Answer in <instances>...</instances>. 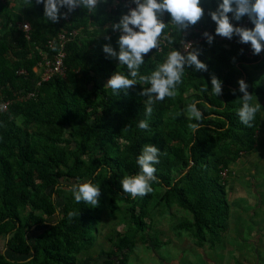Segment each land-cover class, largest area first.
<instances>
[{
    "label": "trees",
    "instance_id": "trees-1",
    "mask_svg": "<svg viewBox=\"0 0 264 264\" xmlns=\"http://www.w3.org/2000/svg\"><path fill=\"white\" fill-rule=\"evenodd\" d=\"M6 2L0 1V16L7 14ZM26 5L27 18L35 25L30 39L11 19L7 20L4 31H0V100L11 102L0 114V237L5 239L9 252L8 255L0 252V264H76L77 255L87 250L99 207L77 203L69 190L72 185L66 186L60 180L86 178L101 189L106 182L109 212L113 210L128 221L131 218L139 230L146 226L148 203L161 187L164 191L160 201L164 207L176 203L192 214V223L183 221L186 229L194 226L196 235L206 231L203 236H195L198 243L218 241L227 228L229 216L220 171L253 149L261 118L258 112L251 128L240 122L237 110L243 94L237 77L242 75L248 92L255 96L256 81L245 71L244 64L264 63V56L246 58L236 45L216 39L211 45L206 39L197 42L194 47L201 50L199 59L207 65V71L186 69L177 95L157 102L151 117H147V97L140 92L150 85L138 83L127 92L116 93L96 77L99 72L102 79H109L115 71L127 74L125 65H119L102 50L111 36L120 35L112 25L127 14L123 2L112 7V0H100L95 13L78 6L58 22L47 20L43 4L32 0V4ZM201 5L205 14L200 24L215 31V22L208 13L215 10L217 0H201ZM60 11L65 13L67 8ZM170 19L165 13L164 22ZM237 22L232 20L235 26ZM194 27L179 33L169 24L163 34L166 39L171 35L175 43L169 45L167 40L161 52L146 54L140 74L150 75L164 62L170 49L178 48L191 35ZM252 27L251 23L249 28ZM61 28L77 31L65 45V75L52 77L35 87L37 76L33 67L41 60L47 39ZM36 33L44 38L41 48L35 45ZM17 69L25 73L18 74ZM213 75L222 81L219 96L211 91ZM189 82L197 88L192 102L200 101L197 107L203 117H211L213 121H194L200 123L199 129L192 130L185 144H176L175 138H186L184 134L191 122L185 118L171 121L166 118L170 107L181 103L180 92ZM27 91H36V96L19 100L18 96ZM21 111L25 118L18 125L14 117ZM33 120L47 126V131L39 133L41 136L36 140L29 129ZM141 120L148 121L147 130L138 127ZM65 132L68 137H63ZM71 142L78 154L70 148ZM148 143L160 150V162L155 165L154 174L157 179L152 183V193L132 198L122 190L120 180L139 172L137 157ZM175 159L181 162L184 172L169 179L163 170ZM54 197L58 198L57 202ZM118 201L128 204V212ZM53 215L56 219L48 221ZM36 228L30 241L28 233ZM149 238L152 240L153 236ZM104 262L110 264L111 260ZM118 263L124 264V260L119 259Z\"/></svg>",
    "mask_w": 264,
    "mask_h": 264
},
{
    "label": "clouds",
    "instance_id": "clouds-1",
    "mask_svg": "<svg viewBox=\"0 0 264 264\" xmlns=\"http://www.w3.org/2000/svg\"><path fill=\"white\" fill-rule=\"evenodd\" d=\"M25 3L32 4V0H25ZM35 3L43 4L44 16L47 20L58 22L61 17L67 18V15L78 6L86 9L88 13H95L100 0H35ZM132 3L135 7L130 8L127 14L120 17L118 23L112 25L114 31L120 32L117 41L118 51L111 44H104L102 48L108 57L117 59L119 65H125L128 71L127 74L120 71L113 72L105 87L119 93L127 92L138 83L150 85L143 88L140 95L147 97L145 115L151 117L153 105L163 102L166 97L174 98L177 95L186 69L191 68L195 72L207 71V65L199 59L201 50L184 40L181 41L184 46L183 51L172 48L164 62L159 64L150 75H141L139 72L144 64V56L153 49H159L160 38L169 24L177 32L182 33L201 21L205 13L201 0H132ZM65 7L67 12L61 13V8ZM165 13L171 17L168 23L163 20ZM208 14L215 22L216 35L228 40L234 36L239 37V43H250L253 55H259L264 51V0H217V7L215 10H210ZM245 16L254 27H239L232 23V20L241 21ZM202 35L209 45L213 43V35L207 31ZM167 40L169 45L175 43L171 35L167 37ZM238 84L239 91L243 95L240 98L241 106L237 110V115L243 125L251 128L262 106L257 97L254 98L253 94L248 92V84L243 79L238 80ZM204 90L207 91V88ZM211 91L215 96L222 94V81L215 75L211 77ZM199 103L198 100L194 101L183 110V113L197 122L203 120V114L197 107ZM138 127L147 130L149 123L147 120H141ZM189 127L195 132L199 129L200 123H190ZM159 155L158 147L151 143L144 144L136 161L139 172L136 175H125L120 180L125 193L136 198L153 192L152 183L157 179L154 174L157 171L155 165L160 162ZM69 190L77 203L84 202L91 208L99 207L101 187L91 180L77 182Z\"/></svg>",
    "mask_w": 264,
    "mask_h": 264
},
{
    "label": "crops",
    "instance_id": "crops-1",
    "mask_svg": "<svg viewBox=\"0 0 264 264\" xmlns=\"http://www.w3.org/2000/svg\"><path fill=\"white\" fill-rule=\"evenodd\" d=\"M256 149L255 144L251 152ZM257 152L261 156L238 157L228 165L223 184L229 206L227 228L214 244L208 240L198 243L195 236L183 231L157 235L151 229L149 234L145 227L136 229L131 218L126 227L109 234L95 220L92 242L77 255L76 264L107 259L111 264H119V259L124 264H264V149ZM129 230L134 233L128 235ZM99 234L103 244L97 243Z\"/></svg>",
    "mask_w": 264,
    "mask_h": 264
},
{
    "label": "rangeland",
    "instance_id": "rangeland-1",
    "mask_svg": "<svg viewBox=\"0 0 264 264\" xmlns=\"http://www.w3.org/2000/svg\"><path fill=\"white\" fill-rule=\"evenodd\" d=\"M6 4L8 5V11L7 14H3L0 16V31L3 32L4 29L7 27L8 19H11L15 22L16 27L19 28V23L22 21H28L31 24V27L33 28V31L35 30V25L27 18V5L25 3V0H6ZM44 7V6H43ZM204 22V18L199 21L197 25ZM39 28L38 30H40ZM36 43L35 45H38V48H41L39 45H42L43 43V36H41L39 33H36ZM118 38L119 35H113L110 37L109 43L111 46L118 51ZM178 50V48H175ZM171 50V49H170ZM169 50V51H170ZM168 51V52H169ZM167 52V54H168ZM166 54V57H167ZM116 63H119L117 59H115ZM245 71L249 73L253 79L256 81L257 86V94H255L254 98L257 97L258 102L261 104L260 109V124L258 126V130L256 132V147L257 151L260 149H264V63L261 62H253V63H245ZM244 71V70H243ZM96 77L98 80H100L102 83L106 84L108 79H102L101 73L99 72L96 74ZM238 80L243 79L242 75H239L237 77ZM197 92V88L192 83H186L180 92L182 101L178 106H171L168 110L169 113L167 115L166 120L171 121L174 118H185L189 120L191 123H194V119H190L189 116L186 113H183V110L186 108V106L190 103H192V98H194L195 94ZM24 111H21L17 116L14 117V121L18 125H22L24 120ZM178 113H183L181 115H177ZM207 121H213L211 117H203V120ZM30 132L33 135V140H36L39 136H41L39 133H44L47 131V126L45 124H40L37 121L33 120L30 126ZM192 132V129L189 127L185 134L186 138L178 139L175 138L173 140V143L176 144H185L186 139L190 136V133ZM63 137H68V135L63 133ZM124 144V142H122ZM70 148L74 151L75 154L79 153V150L75 148L74 142H71ZM254 148V147H253ZM257 151H249L246 153H242L240 157H257L261 156V154ZM83 158H86V155H82ZM229 167H227L228 169ZM165 173H167V176L169 179H174L178 175H180L182 172H184V167L181 165V162L178 160H172L170 167L163 170ZM228 175V172H227ZM87 180L86 178L80 179V180H73V181H62L64 185H73L77 182H83ZM225 182V179L223 180V183ZM50 191V188L47 189V192ZM164 189L161 187L157 188V192L152 196L150 202L148 203V212L147 215L144 217L145 220V229L146 232L150 234L151 229H155L157 235H162V233L170 232V233H176V232H185L188 235L193 236H203V234L206 233V231L200 232L198 235L195 234V227L191 226L189 229H186L183 226V221H188V223L193 222L192 214L185 208L180 207L176 203L171 204L169 207H164L163 203L160 201V197L163 194ZM102 194V202L99 205V209L97 211L98 218L96 219V224L99 229L104 228L103 231H107L109 229V234L114 233L115 230L124 228L127 226L126 222L128 221L126 218L123 219L120 217L119 213L113 212V210L110 211V202H109V188L106 182L104 183L103 189H101ZM55 201H58L57 197H54ZM226 199V198H225ZM118 205L124 207L128 206L127 203L118 201ZM137 209V207H136ZM128 212V209H126ZM96 213V215H97ZM128 215V214H127ZM56 219V216L53 215L51 217H48V221H54ZM94 222V221H93ZM109 227V228H108ZM100 231V230H99ZM37 232L36 229H31L28 233L29 240L32 241L33 237L35 236ZM108 232V231H107ZM128 235H132L134 233L133 230L127 231ZM105 235H108L103 233ZM103 236L99 234L97 238L98 244H103ZM116 238V237H114ZM5 239L0 237V252H4L8 255V250L5 248ZM78 258H76V263L78 262Z\"/></svg>",
    "mask_w": 264,
    "mask_h": 264
},
{
    "label": "built area",
    "instance_id": "built-area-1",
    "mask_svg": "<svg viewBox=\"0 0 264 264\" xmlns=\"http://www.w3.org/2000/svg\"><path fill=\"white\" fill-rule=\"evenodd\" d=\"M4 1V0H0ZM119 2H123L126 7V12L129 11L130 8L135 7V5L129 1L125 0H112V7H115V5ZM250 20L248 17L242 18L241 21L237 22V26L239 27H250ZM27 25V27H25ZM19 28L24 32V35L27 39H30L31 36V24L28 21H22L19 23ZM207 31L209 34L214 36V39L221 41V42H230L234 45H236L240 52L244 55L246 58H256L261 59L264 56V51L261 52L259 55H253L251 45L249 44H241L239 43V37H233L231 40H228L227 38H223L221 36H218L215 34V31L204 28L203 24H199L196 27L192 29L191 35L184 39V42L191 43L194 47V45L201 41L206 39L202 34ZM76 30H68L66 28H61L57 34L53 37H49L45 43V49L41 50L42 58L41 60L33 67V71L35 72V75L37 76V80L35 83V87H39L42 82L47 81L55 76H61L63 77L65 75L66 66L64 63L65 58V45L66 43L76 35ZM167 45V39L166 35L162 33V36L159 41V49H153L150 51V53L154 52H161L163 47ZM55 49V50H54ZM184 46L180 42L178 46V50L183 51ZM16 72L18 74H23L25 71L23 69H17ZM36 96V91H27L21 95L18 96L19 100L31 98ZM9 100H0V114L5 112L8 109V106L10 105ZM228 169L225 167L220 171V176L222 180H224L227 177ZM98 264H106L104 261L99 262ZM111 264V263H110Z\"/></svg>",
    "mask_w": 264,
    "mask_h": 264
}]
</instances>
